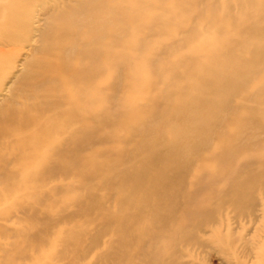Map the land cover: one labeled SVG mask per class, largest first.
<instances>
[{
  "label": "bare ground",
  "instance_id": "1",
  "mask_svg": "<svg viewBox=\"0 0 264 264\" xmlns=\"http://www.w3.org/2000/svg\"><path fill=\"white\" fill-rule=\"evenodd\" d=\"M257 195L264 0H0V264H264Z\"/></svg>",
  "mask_w": 264,
  "mask_h": 264
},
{
  "label": "rangeland",
  "instance_id": "2",
  "mask_svg": "<svg viewBox=\"0 0 264 264\" xmlns=\"http://www.w3.org/2000/svg\"><path fill=\"white\" fill-rule=\"evenodd\" d=\"M31 51L28 50V47L26 46L23 50L19 51L17 53V57H16V60H15V64H14V69L12 70V74L10 75L9 78H7V80L5 81L6 84L3 88L5 87H9L11 85V78L13 77V75H16L18 73H20V69H21V66H24V65H27L26 63V54L30 53ZM19 82H17L18 84ZM253 88L250 90V92H253ZM4 93V91H3ZM106 147H109V146H106ZM101 193H103V191H101ZM257 198L258 200H263L264 199V195H257ZM112 206V205H111ZM264 223V217H259L258 220H255L249 224L246 225V229H241V228H238L236 227V223H232L231 224V233H235L234 236H238V235H241V236H244L246 238L249 237V234L252 235L254 234V232L256 231H261L262 230V224ZM261 249H264L261 248ZM259 249V251L261 250ZM205 258L206 260H208L209 263L211 264H219V259H218V256L217 254L213 251V250H208V252L206 253L205 255Z\"/></svg>",
  "mask_w": 264,
  "mask_h": 264
}]
</instances>
